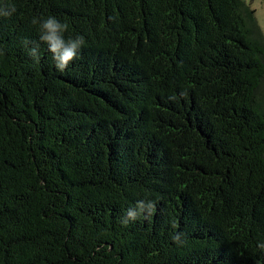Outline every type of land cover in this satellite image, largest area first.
Listing matches in <instances>:
<instances>
[{"label":"trees","instance_id":"1","mask_svg":"<svg viewBox=\"0 0 264 264\" xmlns=\"http://www.w3.org/2000/svg\"><path fill=\"white\" fill-rule=\"evenodd\" d=\"M5 5L16 11L0 17V264H264L255 11L243 0ZM48 16L85 41L64 72L32 24ZM141 200L155 202L151 218L122 224Z\"/></svg>","mask_w":264,"mask_h":264},{"label":"clouds","instance_id":"2","mask_svg":"<svg viewBox=\"0 0 264 264\" xmlns=\"http://www.w3.org/2000/svg\"><path fill=\"white\" fill-rule=\"evenodd\" d=\"M16 11L14 5H5L0 7V17H10ZM32 24H39L40 42L48 46V50L52 54L55 68L64 72L68 66L77 59V54L84 46V38L77 36L75 38L65 39L64 33L68 31L69 25L61 23L54 16H48L47 18H33ZM27 41L25 44L27 45ZM29 55L39 63V45L30 49ZM145 207L149 209V216H143ZM155 212V202L150 201L145 205L144 200L138 201L135 206L130 207L121 223L127 225L130 221H135L139 218L150 219ZM183 233H173L171 239L177 244H181L183 241ZM259 249L264 251V243L258 245Z\"/></svg>","mask_w":264,"mask_h":264},{"label":"rangeland","instance_id":"3","mask_svg":"<svg viewBox=\"0 0 264 264\" xmlns=\"http://www.w3.org/2000/svg\"><path fill=\"white\" fill-rule=\"evenodd\" d=\"M250 9L255 11L256 23L264 37V0H243Z\"/></svg>","mask_w":264,"mask_h":264}]
</instances>
